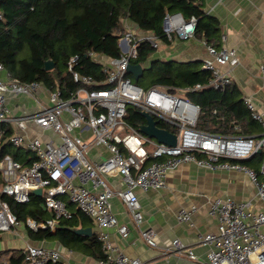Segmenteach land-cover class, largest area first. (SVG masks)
Wrapping results in <instances>:
<instances>
[{
	"label": "built area",
	"instance_id": "built-area-1",
	"mask_svg": "<svg viewBox=\"0 0 264 264\" xmlns=\"http://www.w3.org/2000/svg\"><path fill=\"white\" fill-rule=\"evenodd\" d=\"M2 17L0 11V20ZM196 27L195 17L186 19L179 12L168 13L163 18L162 35L169 43L186 41L194 37ZM141 43H148L154 49L158 47L153 33L136 34L126 27L119 40L118 58L91 54L102 65L103 82L73 72L78 57H72L68 70L79 88L67 97L59 89H48L37 81L20 82L0 63V73H6L5 81L0 80V140L2 126L15 128L7 142L15 149L28 152L32 159L26 166L10 155L1 159L0 196L25 204L32 190L41 189L40 197L52 217L44 221L27 219L24 224L33 232L48 230L51 233L64 228L61 220L72 217L63 200L66 198L77 211L96 221L95 238L103 254L100 264H157L125 255L110 241L107 228L116 227L121 238L128 235V227L118 224L113 215L110 200L118 196L138 226L143 222V213L136 191L164 189L167 176L181 165L241 172L254 186L257 200L264 205V158L258 169L241 163L259 154V150L264 153V114L256 109L251 98L243 97L250 118L261 127L259 134H242L240 126L234 122L235 133L229 135L198 130L199 107L176 88L154 85L144 89L127 77L128 65L137 57ZM204 46L207 57L202 70L210 74L209 80L205 85L195 84L183 91L225 92L232 81L229 71L221 67L237 65L236 51L206 42ZM261 72L264 76V67ZM42 90L46 95L40 101L37 96ZM19 97L38 99V109L14 115L8 102ZM129 106L170 127L171 131H167L176 135V145L158 143L140 132L139 127L128 123L125 116ZM30 124L46 136H27L25 132ZM84 134L89 136L84 137ZM97 146L103 147L108 156L98 161L88 159V153ZM103 177H119L123 189L111 190ZM197 211L195 205L181 208L175 219L194 227L192 217ZM207 212L217 220L216 233H200L197 237L199 244L208 247L207 260L198 262L193 252L178 240L173 241L171 251L184 252L198 264H264L263 211L255 210L251 201L215 197L208 202ZM19 223L0 197V233L12 231ZM155 235L150 228L141 231L149 247H156ZM22 256V264H70L62 261L59 251L33 244H26Z\"/></svg>",
	"mask_w": 264,
	"mask_h": 264
},
{
	"label": "trees",
	"instance_id": "trees-1",
	"mask_svg": "<svg viewBox=\"0 0 264 264\" xmlns=\"http://www.w3.org/2000/svg\"><path fill=\"white\" fill-rule=\"evenodd\" d=\"M194 0H0V63L9 75L22 83L37 81L48 89H59L67 97L70 92L79 88L68 70V62L78 57L73 72L89 76L97 82H103L105 75L102 65L94 60L91 54L106 58H118L120 55L119 40L124 35L123 21L126 20L140 32L153 33L158 40L167 42L162 35V22L166 14L179 12L186 19L195 17L197 27L195 35L203 32L207 37H215L218 22L204 16ZM137 57L130 61L131 65H141L142 75L137 78L127 73L136 85L147 89L154 85L184 88L195 84L205 85L210 77L196 65L177 62L148 61L154 49L148 43H141L137 48ZM52 61L53 68L45 69V62ZM140 82L142 84H140ZM235 88L229 86L225 92L212 89L190 92L188 100L197 105L200 114L196 128L213 134L229 135L235 133L233 122L239 124L242 133H259L260 127L254 122L243 104ZM213 111H216L213 114ZM125 120L139 127L145 120L139 111L129 106ZM160 128L171 131L164 123ZM3 135L0 140V161L5 155L12 156L23 165L32 161L28 152L13 148L7 139L12 134L6 126H2ZM264 158L260 153L241 163L258 168ZM152 160V159H151ZM2 174L0 171V185ZM19 222L27 219L36 221L48 220L52 217L47 211L43 199L30 195L28 203H17L13 198L1 195ZM70 211V204H66ZM71 212V211H70ZM72 213L71 219L60 221L64 228L55 233L48 230H29L32 240L56 239L61 244L72 247L80 245L84 240L91 245L100 244L96 238H86L74 233L73 229L89 220L79 211ZM101 251V250H100ZM20 254L16 264H22ZM12 260V258H11ZM0 264H2L0 262Z\"/></svg>",
	"mask_w": 264,
	"mask_h": 264
},
{
	"label": "crops",
	"instance_id": "crops-1",
	"mask_svg": "<svg viewBox=\"0 0 264 264\" xmlns=\"http://www.w3.org/2000/svg\"><path fill=\"white\" fill-rule=\"evenodd\" d=\"M194 1L205 17L218 22V31L215 32V37H207L203 32L186 41L174 40L169 43L158 40V47L153 48L154 53L148 64L152 60L173 61L190 66L196 65L202 71V63L207 57L204 42L214 44L217 48L226 47L235 50L238 58L237 65L234 67L222 66L221 69L229 71L231 86L239 93L240 99L243 101V97L251 98L256 109L264 114V76L261 72L264 67V0ZM123 24L125 27L132 28L136 34L145 33L138 31L126 20L123 21ZM5 79L6 73H0V80L5 81ZM184 88L176 89L187 97L189 92H184ZM45 93L44 90L40 91L37 98L40 100L46 95ZM38 99L19 97L10 100L8 106L14 115H21L23 111L37 110ZM215 113L216 111H213V114ZM6 129L11 132L15 130L8 125H6ZM25 134L30 137L46 136V133L41 132L32 124L27 126ZM83 136L88 137L89 135L84 134ZM88 156V159L98 161L108 156V153L103 147L97 146L91 149ZM29 159L30 155L25 161ZM104 182L113 191L121 190L124 187L119 177H105ZM136 195L143 213V222L138 226L135 225L124 203L118 196H114L110 200L111 211L118 224L128 227V235L126 238H121L116 227L107 228L105 231L110 241L125 255L142 261H154L157 264H198L200 261L207 260L208 247L199 244L197 237L200 233H216L217 220L215 217L209 216L207 212L208 202L212 198H230L238 202L251 201L255 210L264 213V205L255 197V188L243 173L209 171L191 164L181 165L172 171L166 178L164 189L146 192L138 189ZM63 200L66 204H70L66 198ZM191 205L198 207V211L192 217L194 227L178 223L175 219L176 213L181 208L187 209ZM69 208L73 213L76 211L72 204ZM86 218L89 222L85 225L80 224L73 231L91 228L90 236H81L95 238L98 232L97 223L94 219ZM147 228L152 229L156 234V247H149L141 237V231ZM261 231L264 233V226L261 227ZM0 235H2L0 236V262L2 264H16V259L22 254L26 244L55 249L61 254L62 261L70 264H100L103 258L102 252L97 248L98 245H91L88 240L72 247L63 245L56 239L32 240L24 222H20L12 231L0 233ZM11 238L12 240L17 238L19 244L10 241ZM175 240L184 245L185 249H190L197 257L198 262L189 259L184 252L171 251L172 243Z\"/></svg>",
	"mask_w": 264,
	"mask_h": 264
},
{
	"label": "water",
	"instance_id": "water-1",
	"mask_svg": "<svg viewBox=\"0 0 264 264\" xmlns=\"http://www.w3.org/2000/svg\"><path fill=\"white\" fill-rule=\"evenodd\" d=\"M53 68L52 61L45 62V69L47 71ZM128 73H132L136 78L142 75V66L141 65H128L127 68ZM142 117L145 119V124L139 126V131L145 134L149 138H154L158 143L166 144L168 146H175L177 143L176 135L169 133L167 130L159 128L157 126V121L153 120V118L145 112H139ZM258 153L260 154L261 151L259 150ZM31 194L36 196H41L42 190L36 189L32 190ZM77 235H87L90 236L91 228L85 229H77L74 231Z\"/></svg>",
	"mask_w": 264,
	"mask_h": 264
},
{
	"label": "rangeland",
	"instance_id": "rangeland-1",
	"mask_svg": "<svg viewBox=\"0 0 264 264\" xmlns=\"http://www.w3.org/2000/svg\"><path fill=\"white\" fill-rule=\"evenodd\" d=\"M123 26H124V24H123ZM124 28H126L125 26H124ZM131 30H132V28H131ZM136 32H138V31H136ZM139 33V32H138ZM140 84H142L141 82H140ZM87 157H89V156H87ZM103 180H105V177H103ZM0 236H2V235H0ZM2 238V237H1ZM14 240H12V238L10 239V241H13V242H15V244H19V241H18V239L17 238H13ZM9 242V241H8Z\"/></svg>",
	"mask_w": 264,
	"mask_h": 264
}]
</instances>
